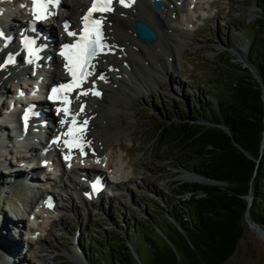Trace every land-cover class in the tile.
I'll return each instance as SVG.
<instances>
[{
  "label": "rangeland",
  "instance_id": "obj_1",
  "mask_svg": "<svg viewBox=\"0 0 264 264\" xmlns=\"http://www.w3.org/2000/svg\"><path fill=\"white\" fill-rule=\"evenodd\" d=\"M5 2L6 0H0V9H11L12 5L4 7ZM196 6L201 13L198 14L200 19L193 17L195 28L187 33L184 45L177 51L175 66L167 65L174 80L164 71V53L171 51V44L168 37H163L155 46L146 47L153 59L145 63L139 62L145 64V68L135 62L133 75L136 78L138 76L139 80L136 82L149 85L152 79L151 85L147 88L136 87L134 91L127 89L131 96L127 98L117 84V95L115 92L112 94L115 96L114 108H117L115 121L125 134L122 137L119 134L108 136L111 138L110 150L113 147L110 160H117L116 164H121L119 170L124 173L121 179L125 182L118 187L119 190H115L114 196L105 197L103 201L96 203H82L77 196L72 201L68 198V192H62V195L54 193V198L62 199L59 201L60 207L55 209L56 220L52 224H47L48 220L43 218L42 225L35 228L34 223H40L41 219L27 217L26 213H22L23 225L20 227L19 237L29 246L25 254L23 250L22 264H110L109 257L118 253V248L122 250L116 244L119 241L125 244L129 253L133 244L143 262L145 259L150 260V248L147 245L149 240L145 235L150 234L157 240L159 237L164 239L160 232L165 235L168 207L171 203H180L191 196L190 191L181 192V187L193 183L207 185L202 179L203 182L181 179L184 171L176 162V158L182 157L181 154L175 152L173 144L166 143V137L155 140L154 133L163 122L175 123L186 115L198 117V112L208 102L217 104L218 94L238 71V65L247 67L243 61H248L246 55L257 32L264 38V0H212L208 3L202 0ZM201 7H205L206 12L201 11ZM259 24L261 27L257 29ZM138 73H141L142 78ZM226 78L228 79L225 80ZM5 86L7 91L0 93V122L4 119L3 111L9 102L8 94L15 91L10 83ZM191 122L206 123L201 117ZM7 123L8 121L2 123L1 127L5 128ZM108 132L111 133V130L104 131L105 135ZM1 133L0 144L4 143L8 134H14L13 131ZM8 140V151L3 154L7 164L11 162L14 165L21 158L19 156L26 153L14 141ZM118 144L122 149H119ZM31 164L36 168L42 162L35 158ZM41 165V170L35 171L40 179L32 182L31 187L17 184L10 192L0 194V213L6 211L8 215L15 217L21 213L20 207L31 201L32 192H53L56 181L66 179L62 176L63 169L69 168L66 161L61 165ZM3 169L4 166L0 164V170ZM131 171L133 172L129 173ZM87 177L92 175L88 174ZM221 186L228 185L226 183ZM29 205L32 206L33 202ZM143 220L152 221L154 225L158 223L162 230L158 228L159 232L155 228V232L159 237L151 232L149 225L147 227L143 224ZM262 227L264 228V224ZM138 228L141 229L140 232ZM242 228V236L235 251L223 264H264V241L254 230L246 227L244 218ZM30 229L38 234L42 230L41 246L34 244L35 240L31 239L33 231ZM76 231L79 234L77 239L74 237ZM137 232L144 238L137 239ZM74 246L82 254H78Z\"/></svg>",
  "mask_w": 264,
  "mask_h": 264
},
{
  "label": "bare ground",
  "instance_id": "obj_2",
  "mask_svg": "<svg viewBox=\"0 0 264 264\" xmlns=\"http://www.w3.org/2000/svg\"><path fill=\"white\" fill-rule=\"evenodd\" d=\"M83 1L84 0H61L60 11L53 18L54 22H56L59 26L55 30V36L60 38L63 33L67 34V31L64 28L65 23L69 25L68 31H75L76 28H78L81 17L86 9L85 5L82 3ZM163 1L165 3V7L162 10L154 9L150 4V0H136L133 4H128V7H122L121 5H119L120 3L118 4V2H116V4H114L113 6L114 10L104 14L106 17V19L103 21L104 48L102 53H99L97 57L92 60L91 63L95 65V68H89L88 70L93 74L89 76L87 81L84 83L85 87L87 88L98 86L100 88L101 95L99 97L91 94L87 96L80 95L77 99V94L72 93L69 98L71 100V104L69 106L71 111L73 113H79V115H77L76 117L77 121H82L85 119L88 121L87 125L85 126L83 140L80 141V143H83L85 145L83 149V152L85 154L82 155L79 148L72 146L70 158L66 159L65 157L69 156V148H65L63 146V139H61V141L58 143L52 144V146L57 145L63 148L65 154L64 159L67 166L69 167L67 170L63 169L62 176H65L66 179L64 180L63 178H60L59 181H56L58 183H55V185L58 184L59 189L62 192H67L70 186L71 188L79 190L80 188H82L83 183L88 181L86 179V176L88 174H100V172H102V169H106L109 172L110 177L115 178V180L118 182V184H115V189L119 190L118 187H120L123 182H125V180L121 179L122 177H124V173L120 172L119 170L121 169V164H116L118 162L117 160H110L113 147L110 150L109 140L111 138H108V136H117L119 134L122 137L125 134L124 130H122L123 128H119L120 125L118 126V123H116L115 121L117 120V116H115L117 108H114L115 100L113 99L115 96L113 97L112 94L113 92H115L117 95V92L115 91V89H117V84H119V90L124 92L123 94L127 98H131L130 93L126 91L127 89L134 91V88L136 87L140 86L147 88L149 85H151V83L153 82L152 79L150 80L149 85H144L142 83L136 82V80H138V76L136 78L133 75L135 70V62L145 63L149 59H153L151 53L146 50V47L152 45L155 46V44L158 43L163 37H168L167 40L171 44V51L168 53H164L165 57L163 58L164 71L166 72V74H169L167 65L172 64V66H175L177 57L176 53H178L177 51H179L181 46L184 45V42L186 41L185 36L188 37L189 32L195 28L196 22L193 23V17L198 20L200 19V16L198 14L201 13L200 11H198V7L196 5H198L202 0ZM203 1L205 3H208L212 0ZM10 3L13 4L11 9L4 8L5 11L0 12V26H6L4 20L8 19H11L10 24L15 25L17 24V22H19L20 18L26 19L29 13L28 0H6L4 4L10 5ZM20 4H22L23 6H20ZM200 9H202L201 11L206 12L205 7H201ZM95 15L99 16L101 14ZM136 19H139L152 26V28L156 32V38L153 41L141 42L138 39L133 26V23ZM39 42L42 44L44 42V44L47 45V47H45L48 52L44 54L43 61H40V63H42L40 68L35 70L31 68L30 70L26 71V66H23V64L18 61L13 65L11 63H8L9 58H11L13 55L18 56L21 59L24 57L20 48L17 47L16 42L11 43L1 50V94L2 92L5 93L7 91L5 86L7 83H10V85L13 86L14 89L18 87L19 80L17 79V76L19 74H25L26 78L32 81L33 84L61 81L65 77L66 69L64 67V62L54 53L57 48H54V52L52 53V51H50L52 47L48 46L50 44L47 43L46 39L43 36L40 37ZM157 51L161 50L157 49ZM6 53H10V56L4 58V55ZM44 58H47L49 61H46ZM32 63L38 64V62L36 63V60H34ZM140 65L143 66V68L146 67L145 64ZM138 74H140L141 76V73ZM100 75H103L105 79H99ZM169 77L170 79H173L172 74H169ZM25 84H27V81L26 79H23V87H25ZM30 86L31 84L28 83V87ZM105 93L107 94L106 96ZM17 101L18 100H14V103H16ZM82 105L84 106V111L80 112V108ZM116 107H118V105H116ZM57 113V116L52 117L53 120H55V124L53 127H44V129L37 135L30 137L32 141H27L22 145H17L21 146L23 148V151L28 154H22L21 156H19L21 158L16 160V163H19L22 159L26 158L29 155H31L32 157L37 156L39 149L52 147L49 145V141L54 140L57 135L62 134L64 132L63 129L67 125L66 123L62 126L60 124V121L62 119H70V117H66L64 115L63 111H58ZM7 116L9 115H5L4 117ZM1 121L7 122L8 119L4 118L1 119ZM8 124L11 125V122L7 123L6 128L8 127ZM107 130H111V133L108 132L109 134L105 135L104 131L106 132ZM1 131L3 130L0 126V132ZM42 133L45 134V136H43ZM8 139H11V136L9 134L6 136V138H4V143L0 144V151H2L0 154V164L4 166H6V158L3 153L8 151ZM89 141L91 142L90 145L88 144ZM118 146L119 149H122L120 144H118ZM39 160L43 161L42 159ZM97 161H99V163H97ZM61 163V160H58L57 164L61 165ZM12 164L10 162L9 165ZM12 166L15 167V165ZM39 170H41L39 166L37 168L31 167V169L27 172L19 171L13 175H7L3 170H0V194H4L5 192L8 193V191L10 192V189H13V187H15L17 184L19 185L25 183L23 182L24 178L34 177L35 171ZM132 172L133 171L129 173ZM43 174L45 175L44 172ZM122 174L123 176H121ZM36 177L40 179L39 176ZM126 177H128V174L126 175ZM180 178L189 181L203 182L201 178L190 173L186 175L184 174ZM64 181L69 182V184H66ZM49 193V190H47L45 194L44 192L38 191L32 192L31 201H28V203L26 204L24 203V205L20 207L21 213L19 212V214L15 217L8 215L6 211H2L0 213V264H22L23 262V250L25 254L29 246L27 244H24L23 239L21 240V236L19 237V233H21L20 227L21 225H23L21 223L22 213L24 214L25 212H27L29 216L32 215L33 218L41 219L40 223H34L35 228L37 225H42L43 218H46V220H48L47 224H52L53 221L56 220L54 209H48L44 205H41L39 208H37V210L33 211L32 207L29 205L30 202H33V200L37 198L41 200L44 199V197ZM68 198L73 201L74 195L68 193ZM246 227L254 230L256 235L262 241H264L263 230L256 229L255 227L249 225L247 222ZM30 230L33 231V233H31L33 234L31 239L35 240L34 244L41 246L43 242L40 237L42 234V230H39L41 233L39 235H36L34 233L35 230ZM78 235L79 234L76 231V234L74 235L75 239H77ZM75 249L78 254H82L79 251V248L76 247Z\"/></svg>",
  "mask_w": 264,
  "mask_h": 264
},
{
  "label": "trees",
  "instance_id": "obj_3",
  "mask_svg": "<svg viewBox=\"0 0 264 264\" xmlns=\"http://www.w3.org/2000/svg\"><path fill=\"white\" fill-rule=\"evenodd\" d=\"M259 27L261 24L257 29ZM251 43L246 57L264 85V38L257 32ZM225 85L218 94L217 104L208 102L200 109L198 117L182 116L180 121L163 122L155 130V140L166 137V143L173 144L175 152L181 154L182 157L176 158L177 165L228 186L183 185L180 191H190L191 196L168 207L164 230L168 241L156 234L155 228H160L158 223L143 220L159 237L157 240L143 234L149 240L146 243L151 256L145 262L140 257L143 264H223L242 236V220L247 208L244 196L249 188L253 197L249 215L255 222L264 224L262 91L249 69L241 65ZM199 117L206 123L191 122ZM139 237L144 238L137 232V239ZM116 244L122 250L118 248V253L109 257L110 264H137L123 242Z\"/></svg>",
  "mask_w": 264,
  "mask_h": 264
},
{
  "label": "snow or ice",
  "instance_id": "obj_4",
  "mask_svg": "<svg viewBox=\"0 0 264 264\" xmlns=\"http://www.w3.org/2000/svg\"><path fill=\"white\" fill-rule=\"evenodd\" d=\"M116 2L120 3L124 7L129 6L127 0H91V6L86 10V14L81 17L82 26L79 32L68 31L69 25L67 23L64 25L68 36L75 39L72 43H65L62 46L59 55L64 58V67L72 79L67 84H59L53 87L51 89L52 95L49 96V99L62 98L64 101L65 107L58 109V111H63L64 115L66 117H70V119H62L60 121L62 126L66 123L77 126L75 130L70 126L65 133L57 135L56 139L53 140V143H58L61 141L62 137H64L63 143L69 147V156H66V159L70 158L72 146L79 148L82 155L85 154L83 152L85 145L80 143V141L83 140L85 126L88 123L86 119L77 121L76 117L79 115V113H73L70 107L67 106L71 104V100L68 97L75 89H81V92H79L76 97L77 99L80 95L87 96L91 94L98 97L101 95V93L95 90L94 87L84 89L83 85L87 81L88 77L93 74L88 70L89 68H95V65L92 64L91 61L95 59L104 48L103 21L106 19L104 14L113 11V6ZM56 3H58V0H31V13L33 16V22L44 20L49 15H51L52 13L50 9ZM96 13H100L101 15L96 16ZM2 35L3 33H0V36ZM24 45L27 48L30 56L36 55L37 49L34 47V40L28 39L26 37L24 39ZM13 62L14 61L9 58L8 63ZM29 63H31V61H29ZM99 79L104 80L105 77L100 75ZM83 111L84 106L82 105L80 112ZM90 143L91 142L89 141L88 144L90 145ZM97 163H99V161H97ZM93 187L95 188L96 185H93ZM48 207H52L51 203L48 204Z\"/></svg>",
  "mask_w": 264,
  "mask_h": 264
},
{
  "label": "water",
  "instance_id": "obj_5",
  "mask_svg": "<svg viewBox=\"0 0 264 264\" xmlns=\"http://www.w3.org/2000/svg\"><path fill=\"white\" fill-rule=\"evenodd\" d=\"M153 7L155 9H164L165 5L162 1L160 0H155L153 2ZM134 29H135V32H136V35L138 37V39L141 41V42H151L153 41L155 38H156V32L154 31L153 28H151L147 23L139 20V19H136L134 21ZM246 63V68L249 69V71L252 73L253 77L256 79V81L258 82L259 86H260V89L262 91V100L264 102V85L262 83V80L260 78V75L259 73L257 72V69L251 65L248 61H243V63ZM264 141V131H263V135H262V142ZM245 154H248L247 152H245ZM183 168V167H182ZM183 171H184V174L185 173H190V174H194L196 175L197 177L201 178L202 180H204L207 184V185H221V184H226L225 182L223 181H219V180H216V179H212L210 177H205L203 175H200L196 172H193V171H189L185 168H183ZM245 200L247 201V208L245 210V213H244V219L245 221L251 225L252 227H255L256 229H259V230H263L264 231V228L262 227L261 224L255 222L249 215V208L252 204V201H253V197H252V194H251V189L249 188L248 190V193L244 196ZM159 232L160 230L158 228H156ZM160 234L164 237V239L166 241L167 238L166 236L160 232ZM130 252L132 253L133 257L135 258L137 264H143L140 257H139V254L137 253V250L135 248V246L132 244V246L130 247Z\"/></svg>",
  "mask_w": 264,
  "mask_h": 264
}]
</instances>
